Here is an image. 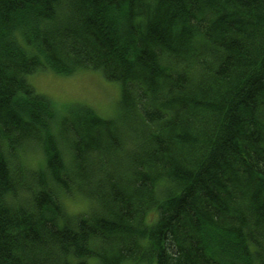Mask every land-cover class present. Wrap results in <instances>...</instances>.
Masks as SVG:
<instances>
[{"label": "trees", "instance_id": "trees-1", "mask_svg": "<svg viewBox=\"0 0 264 264\" xmlns=\"http://www.w3.org/2000/svg\"><path fill=\"white\" fill-rule=\"evenodd\" d=\"M39 69L118 82V116H58ZM124 261L264 264V0H0V264Z\"/></svg>", "mask_w": 264, "mask_h": 264}, {"label": "rangeland", "instance_id": "rangeland-1", "mask_svg": "<svg viewBox=\"0 0 264 264\" xmlns=\"http://www.w3.org/2000/svg\"><path fill=\"white\" fill-rule=\"evenodd\" d=\"M27 80L37 92L50 97L59 106L58 116L63 115L71 103L87 104L99 116L108 118L118 116L120 84L116 81H107L97 71L80 70L63 75L50 69H39L27 75ZM21 152L20 159L28 168L35 169L42 165V154L34 143ZM61 201L68 214L85 212L89 205V201L81 195H65ZM148 218L152 220L154 217L148 216ZM121 264L135 263L124 261Z\"/></svg>", "mask_w": 264, "mask_h": 264}]
</instances>
